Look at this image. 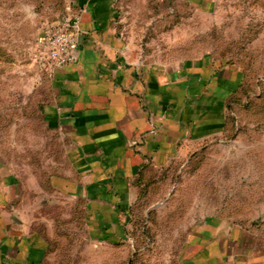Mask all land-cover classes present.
<instances>
[{
  "label": "crops",
  "instance_id": "1",
  "mask_svg": "<svg viewBox=\"0 0 264 264\" xmlns=\"http://www.w3.org/2000/svg\"><path fill=\"white\" fill-rule=\"evenodd\" d=\"M67 1L80 16L76 62L37 74L46 90L39 111L60 138L61 166L42 183H23L0 159V264L45 263L49 244L37 212L57 207L54 199L81 208L93 244L126 243L135 202L150 208L148 193L163 189L158 178L224 137L239 108L240 67L210 53L151 60L124 32L118 0ZM180 1L205 16L218 4ZM224 212L199 215L177 232L173 264H264L261 227Z\"/></svg>",
  "mask_w": 264,
  "mask_h": 264
},
{
  "label": "rangeland",
  "instance_id": "2",
  "mask_svg": "<svg viewBox=\"0 0 264 264\" xmlns=\"http://www.w3.org/2000/svg\"><path fill=\"white\" fill-rule=\"evenodd\" d=\"M67 2L0 0V159L23 183H42L62 162L60 138L45 129L39 111L46 90L33 41L66 14ZM118 4L140 54L167 63L205 53L231 58L246 73L248 95L239 102L256 105L244 112L233 107L224 137L172 165L163 182L158 178L163 189L148 193L150 208L135 202L128 241L116 248L87 238L77 204L51 200L57 207L37 212L49 244L44 264H173L177 232L205 213L252 220L264 233V0H218L212 16L180 0Z\"/></svg>",
  "mask_w": 264,
  "mask_h": 264
},
{
  "label": "built area",
  "instance_id": "3",
  "mask_svg": "<svg viewBox=\"0 0 264 264\" xmlns=\"http://www.w3.org/2000/svg\"><path fill=\"white\" fill-rule=\"evenodd\" d=\"M80 16L66 5V14L45 24L33 41L34 62L40 71L52 72L73 65L79 49Z\"/></svg>",
  "mask_w": 264,
  "mask_h": 264
},
{
  "label": "trees",
  "instance_id": "4",
  "mask_svg": "<svg viewBox=\"0 0 264 264\" xmlns=\"http://www.w3.org/2000/svg\"><path fill=\"white\" fill-rule=\"evenodd\" d=\"M58 20V19H57ZM56 21V20H55ZM52 22H54V21H52ZM222 60H227V61H229L231 64H234V65H236V66H238V64H237V62H235L233 59H231V58H227V59H225V58H223ZM239 67V66H238ZM244 74H245V76H246V73H245V71H244ZM243 94H245V96H247L248 95V90H245V87L243 86V88H242V90H241V95H243ZM240 95V96H241ZM261 97V96H260ZM260 97L259 98H257L258 100H260ZM235 102H237L238 103V106H239V108H240V110H241V112H244L245 110H253V107H255V103H251V101L249 100L248 102H246V103H244V102H242V101H240L239 102V100H238V98L237 99H235ZM264 107V106H263ZM132 209H133V207H132ZM131 211H133V210H131ZM132 216H133V213L131 212V216H130V218H129V220H128V222H129V224H130V222L132 221ZM138 224V223H137ZM128 235H129V231H128Z\"/></svg>",
  "mask_w": 264,
  "mask_h": 264
}]
</instances>
